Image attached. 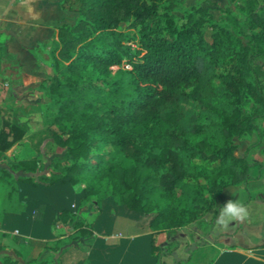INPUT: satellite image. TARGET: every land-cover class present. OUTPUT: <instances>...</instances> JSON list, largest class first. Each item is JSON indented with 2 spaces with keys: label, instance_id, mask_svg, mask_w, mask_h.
Masks as SVG:
<instances>
[{
  "label": "trees",
  "instance_id": "16d2710c",
  "mask_svg": "<svg viewBox=\"0 0 264 264\" xmlns=\"http://www.w3.org/2000/svg\"><path fill=\"white\" fill-rule=\"evenodd\" d=\"M59 2L68 11L79 5L80 18L60 26L51 52L56 74L50 92L63 136L55 139L67 149L68 173L48 184L73 188L80 182L74 175H86L81 195L94 200L97 220L130 221L141 234L164 224L179 229L201 223L222 191L248 185L250 164L247 156L234 155L232 140L254 134L258 143L264 139L258 124L264 121V4L245 0L239 16L229 10L227 24H219L207 8L196 6L180 22L174 8H183L182 0ZM199 113L210 121L208 128ZM165 123L174 145L154 154L152 141ZM5 126L0 151L24 135ZM211 129L225 145L207 156ZM110 149L124 156L102 170L107 160L101 152ZM184 152L213 162L215 179L193 177L194 184L181 189L187 174L178 157ZM168 163L160 178L149 173ZM14 169L35 173L36 164L23 161ZM19 181L38 186L31 178ZM154 200L160 206L151 205ZM60 218L74 224L78 236L97 229L94 222L87 230L68 209Z\"/></svg>",
  "mask_w": 264,
  "mask_h": 264
},
{
  "label": "crops",
  "instance_id": "0c3cea01",
  "mask_svg": "<svg viewBox=\"0 0 264 264\" xmlns=\"http://www.w3.org/2000/svg\"><path fill=\"white\" fill-rule=\"evenodd\" d=\"M20 178L16 198L0 211V264H264V189L252 195L249 184L229 187L201 223L141 234L123 219L109 231L96 206L82 207L73 188L35 179L31 187ZM63 209L97 229L78 236L74 224L61 220Z\"/></svg>",
  "mask_w": 264,
  "mask_h": 264
},
{
  "label": "rangeland",
  "instance_id": "374dc122",
  "mask_svg": "<svg viewBox=\"0 0 264 264\" xmlns=\"http://www.w3.org/2000/svg\"><path fill=\"white\" fill-rule=\"evenodd\" d=\"M59 1L0 0V134L4 128L9 132L8 127L5 126L6 123L16 126L24 133L23 138L10 149L0 151V211L7 208L6 202L9 199L16 198L17 179L20 176L36 181H45L43 180L45 178L47 181L50 180L45 182L51 183L68 173L67 149L60 146L55 139L56 136H63L56 122L58 110L50 92V84L56 74L51 52L57 47L60 26L75 25L80 18V13L79 5H74L72 10L68 11L60 6ZM182 1L183 8H174V14L180 22L185 20V11L196 6L207 8L215 22L219 24H227L229 10L239 16L238 8L245 3V0ZM258 1L264 4V0ZM206 35L210 38L211 32L208 31ZM14 51L24 53L25 57L19 59ZM259 64L264 66L262 63ZM121 68H115L114 71ZM199 115L200 124L208 128L210 121L205 120V115L200 113ZM258 124L264 128V121ZM170 130L171 126L165 123L157 138L152 141L151 147L154 154H160L168 145H174L169 137ZM218 135L215 129L210 130L204 151L207 156L216 154L224 147V140ZM11 140L12 136L9 137V141ZM232 142L236 146L234 152L236 157L247 156L252 177L248 186L250 193L254 195L258 190L264 189V165L260 157L264 150V139L258 143V137L254 134L251 138H233ZM101 153L107 160L100 166L102 170H108L114 162H117V159H122L124 156V154L117 155L114 149ZM107 154L113 157H108ZM178 159L184 164L185 174H187L181 183V189L193 185V177H198L200 180L215 179L216 165L213 162L202 157L191 158L185 152ZM23 161L35 163V173L14 169L16 164ZM169 165L168 163L164 168L154 169L149 173L160 178ZM84 176L86 175H74V178L80 182L73 189L79 193L80 205L91 210L94 200H85L81 195L86 186L83 181ZM258 177H261V181ZM144 178L145 175L142 176V179ZM139 191L140 189L135 193L138 194ZM183 193L184 190H179L177 196L183 197ZM206 195L209 196L208 193ZM248 200L249 196L246 195L243 201ZM151 205L158 204L154 200ZM101 220L105 221V219ZM194 224L197 225L198 222ZM108 225L109 231L115 228V223ZM162 226V230L167 229L165 224ZM163 232H175V230L169 229Z\"/></svg>",
  "mask_w": 264,
  "mask_h": 264
},
{
  "label": "clouds",
  "instance_id": "9594fccd",
  "mask_svg": "<svg viewBox=\"0 0 264 264\" xmlns=\"http://www.w3.org/2000/svg\"><path fill=\"white\" fill-rule=\"evenodd\" d=\"M237 207H238V205H233V204L228 205V208H237Z\"/></svg>",
  "mask_w": 264,
  "mask_h": 264
}]
</instances>
